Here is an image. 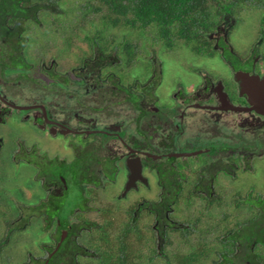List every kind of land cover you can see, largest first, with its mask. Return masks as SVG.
<instances>
[{"label": "flooded vegetation", "instance_id": "af4514ba", "mask_svg": "<svg viewBox=\"0 0 264 264\" xmlns=\"http://www.w3.org/2000/svg\"><path fill=\"white\" fill-rule=\"evenodd\" d=\"M227 23L218 25L208 35L212 43L211 50L215 52L213 56H208H222L230 67L231 77L225 74L209 76L207 73L211 69H194L195 72L209 71H200L202 83L191 85L187 90L173 91L169 99L173 106L166 102L161 107L156 102V89L152 90L157 84L155 80L145 87L143 83H135L137 92L126 81L122 82L123 72L128 74L133 69H76L72 72L78 77L72 81L74 83L66 78L67 81L59 80L55 88L48 87L40 76L33 75L32 79L27 78L25 89H36L32 81L40 85L39 89L37 87L33 91L36 93L39 90V94L34 97L30 93H23V97H20L11 87H4V81L10 80V74H6L7 79L0 83V125L12 118L22 124H30L43 135H60L65 140L71 139L70 147L81 149L74 157L78 159L74 167L65 165L71 162L66 159L56 156L48 159L44 154L38 155L36 144H32L28 151H19V154L22 153L18 156L27 158V164L34 168L33 180L41 188L39 198L45 197L39 204L51 203L53 198H58L65 205L66 199H69L77 204L73 214L79 211L76 216L82 215L91 220L88 218L91 211L98 216L100 207L107 208L101 204L95 205L101 201V195L114 203L128 200L131 203L126 215H150L154 221L153 228L161 234V238L162 235L166 238V231L183 226L176 200L191 201L190 208L196 205L205 208L206 203L216 198L225 203L226 196L217 197L215 190L225 186L229 177L236 179L242 174L247 177L254 174L257 162L264 158V52L259 47V41H253L247 55L235 54L230 45V35L236 28L235 20ZM0 74L3 75V72ZM125 78L128 79L126 75ZM74 84L78 90L83 87L86 94L89 91L100 92L95 98L94 107L90 109L95 117L86 116L78 106L75 110L73 105H69L68 110H65V106L73 102L79 106L81 104L74 88L73 96L68 99L65 97V103L57 97L61 89ZM41 87L43 91L50 89L51 92L42 93ZM255 90L260 95L259 101L251 97ZM117 93L126 94L127 98L124 99L130 103L133 112L131 118L113 121L115 113L105 111L103 105L109 109V104L115 101L108 96ZM51 94L64 105L63 110L53 111V107L50 108ZM57 101L55 104L60 106ZM77 136L80 137L79 142L92 144L93 147L90 150L82 149L84 146L81 148L77 144ZM3 137L4 134L0 140ZM72 137L77 141L73 142ZM111 139L116 145L106 144ZM101 151L106 155H100ZM13 160L15 162L16 159ZM130 165L140 171L134 179L129 177L132 173ZM119 175L124 180L118 186L115 184ZM73 190L75 197L76 191L79 193L76 202ZM180 193L184 195L182 199ZM105 211L109 212L107 209ZM171 215L176 218L173 219ZM71 220L68 230L58 227L59 221L52 226L55 233L52 235L53 231L49 232V237L54 243L48 257L70 233L77 244L84 246L80 239L83 229H88L86 235L91 240L89 245L96 243L99 234L95 233L94 237L91 232L98 223L94 225V220L85 222L76 217ZM72 225H75L76 234L71 229ZM58 228L60 231L56 232ZM84 247L89 251L87 246Z\"/></svg>", "mask_w": 264, "mask_h": 264}, {"label": "trees", "instance_id": "16d2710c", "mask_svg": "<svg viewBox=\"0 0 264 264\" xmlns=\"http://www.w3.org/2000/svg\"><path fill=\"white\" fill-rule=\"evenodd\" d=\"M244 4L264 8V0H0V69L3 75L14 73V80L40 76L48 87H56L60 82L62 74L58 67L67 62L68 67L75 69H101L103 59L115 54L124 62L121 63L122 69H135L141 49L130 33L150 28L155 30L156 37L169 51L182 42L195 53L213 56L215 52L211 50L208 35L218 25L229 24L232 19L237 21L234 16ZM260 23L263 26L264 14ZM93 52L101 57L94 58ZM42 63L43 76L35 75ZM123 73L129 77L126 71ZM125 75L122 74V82L127 81ZM63 80L67 81L66 78ZM77 163L78 159H73L65 165L74 167ZM235 181L215 190L217 197L233 195L234 207L215 197L206 203L205 208L209 211L218 209L220 213L204 215L202 205L194 217L188 214L184 217L183 226L166 231L167 238H179L176 246L169 247L175 243L163 235L165 242L159 244L158 232L153 228L150 215L134 217L130 214L119 224L114 223L109 212L105 211L108 208L100 207L98 215L101 220L93 221L98 226H93L91 232L94 237L95 233L99 234L96 240L99 243L87 246L91 252L77 244L70 237L71 233L51 256L47 254L52 252V244L44 243L40 249L44 250L46 264H221L219 255L223 254L227 257L233 255L236 260L237 257L243 259L245 264H264V196L260 192L255 196L252 193L241 196L243 184ZM231 186L235 193L230 190ZM183 197L181 194L180 199ZM78 199L76 191L75 202ZM12 202L9 208L0 200V231L4 232L3 225H6L4 235L0 233V264H16L15 255H6V251L12 233L22 230L9 219L17 215L15 222L25 224L30 221L29 226L32 224L36 231H39L37 225L39 227L41 222L38 216L23 217L16 203ZM175 202L179 212L188 211L192 206L191 201ZM76 206L74 202L71 206L63 205L61 200L53 198L51 203L42 202L31 209L38 212L43 221L41 230H51L56 221L60 222L58 227L68 230L69 217ZM245 207L251 208V212L239 221L240 213L237 212ZM77 216L79 220L92 221ZM71 229L76 234L75 225ZM47 238L50 240L49 235ZM241 251L244 255L238 254ZM45 260L40 264H45Z\"/></svg>", "mask_w": 264, "mask_h": 264}, {"label": "rangeland", "instance_id": "374dc122", "mask_svg": "<svg viewBox=\"0 0 264 264\" xmlns=\"http://www.w3.org/2000/svg\"><path fill=\"white\" fill-rule=\"evenodd\" d=\"M263 14H264V8H259L256 6L253 7L247 4L241 5L240 8L237 10L234 16L237 19V21H235L237 26L234 32L230 35L231 36L230 45L232 46L233 52L235 54L238 55L240 54L242 56L247 55L249 51V47L252 46L251 43H253V41L254 43L259 41L258 42L259 47L262 49V52H264V32L261 34V31L262 30L264 31V24H262L263 26H261L260 23ZM130 36L133 40H137V42L140 44L141 57H139L140 59L138 61L137 67H135V69L131 70L128 73L129 77H127L128 79L126 82L131 85L134 91L137 92V90L135 89L136 87L135 83L137 85L139 84L141 85L143 83L144 84L143 87H145L146 84L151 82V80H155L157 84L152 88V90L156 89L155 95L157 94V98H158L156 102L161 107H164V103L166 102H168L167 103L168 105H172L169 99L172 96L173 91H176L177 89L187 90V87H190L191 85H197L202 83L201 76L203 75H201L200 71H209V70H200L199 72L198 71L195 72L194 69H211L210 72L207 73L209 76H223L222 74H225L226 76L231 77L230 67L228 63L220 55H216L215 57H210L206 54L204 55V54L195 53L191 50L189 46L184 45L182 42H178L177 46L173 50L168 51L165 49L162 42H160L156 37V33L153 28L148 29V31L133 30V33H130ZM93 54H95L94 58L101 57L96 52H93ZM107 57L104 58L103 61L101 62L100 66H102L103 69H122L121 68L122 65L116 56L112 54ZM147 63H151V64L146 66L145 64ZM55 64H57V62ZM43 66L44 63H42L40 66L41 71L39 69H36V72L34 74L42 75ZM58 68H59V73L62 74L60 81H62L64 78H67L70 81V83H74L72 81L78 79V77L74 75L72 72L76 71V69L79 68L75 69L70 66L68 67V62L67 64H63ZM152 69H153V73L151 74ZM1 70L2 69H0V73L2 72ZM137 72L142 76H140ZM136 75H138L139 78H137ZM32 77L33 75L29 77V80L32 79ZM13 78H15V74L11 73L8 78L10 80L4 81V79H7V76L0 74V83H3L4 81L3 86L11 87L12 88L11 90H13V92H17L18 96L20 97H23V93H30V95L33 97L39 94V90H37L36 93H33V91H35L37 87L38 89L40 88V85L38 86V84L35 83L34 81H32L31 83L32 85L34 84L33 87H35L36 89L31 90L29 87L25 89V87L27 86L26 78L16 79V80H14ZM91 82L94 81L92 80ZM85 84L86 83L82 85ZM77 87L78 86L74 84L72 85V87L61 89L57 97H60L61 100L65 103V97L67 99L69 97H72L74 94L73 88L76 89L81 101L80 106L77 105L75 102H73V104L66 105L65 110H68L67 108L69 107V105H73V108L75 110H77V106H78L79 107L78 109L80 111L83 110L86 116L95 117V113L90 109L94 107L96 102L95 98L99 96L98 93L100 92L96 90L94 93L92 91H89L86 94L85 91L83 92V87L80 88L79 90L77 89ZM43 90L44 89L41 87L42 93H47L50 91V89H48L49 91H43ZM52 94L51 96L53 98L50 97L49 99L50 108L53 107L52 108L53 111L55 109H57V111L63 110L64 105L58 102L57 100H55L54 98H56V96H53ZM125 97L127 98L126 94L123 93L111 94L108 96V98L115 99V101L109 104V109H107L106 106L103 105L105 111H112L113 113H115L113 121H115V119L118 121L119 119H127L133 116V112H131V105L130 103L125 101L124 99ZM56 101L57 103H60V106L58 104H55ZM3 134L4 137L3 139L0 140V200L5 203V207L8 206L9 208H11L10 202L13 201L12 202L13 204L16 203L19 212L23 214V217H25L26 219L27 218L30 219L38 216L39 220L41 221L39 227L37 225L39 231L38 230L36 231V227H33L32 224L29 226L30 221H27L25 224L23 222H15V218L17 217V215L16 217L13 216L12 218H10L9 220L11 224H18L19 227H21L22 231L21 232L18 231V233H12V237L10 240L11 243L8 244L9 247L7 248L8 251H6V255L7 253L11 254V256L15 255L14 258L16 260V264H19L21 261H27L29 262V264H40L45 258L44 250L40 249V247L44 243L53 244L54 243V241H52L53 239L49 241L47 236L49 235V232L53 231L52 235H54L55 232L52 229L41 230L43 221L40 218L39 213L33 211L34 209H31L32 207L38 206L39 201L43 200L45 197L42 196L39 198V196L41 195V188L38 186L36 181L33 180L34 168L31 167L29 164H27L28 163L27 158L18 156L22 153L21 152L19 154V151H22V149L28 151V149H30L32 144H36L35 149L37 151V154L40 156H43L44 154L48 159L50 157L56 156L60 159H66L67 161H72L75 155L79 153V150L81 151V149L78 150L72 149L70 147V142H72L71 139L65 140V138L61 137L60 135H58L57 137L43 135L35 128H33L30 124H22L20 122L14 121L12 118L9 119L7 123L0 125V136L2 137ZM72 138H73V142L80 139L79 136L76 137L77 140L74 137ZM77 144H80L81 148L84 146L82 149L89 148L90 150V148L93 147L92 144L85 145V142L83 141L79 142V140L77 141ZM106 144L113 145L114 143L113 140L111 139V140H107ZM96 145L98 144L96 143ZM20 146L24 148H21ZM12 151L14 152L13 157H11ZM100 155L105 156L106 154L104 153V151H101ZM13 158L16 159L15 162ZM116 164L119 166V163L116 162ZM116 179L118 180L115 185L119 186L120 183H123L124 179L122 175H119V177ZM235 180L236 181L238 180V183L241 182V184H243V188L240 189L241 196H246V194L248 193H252V195L255 196L257 192L258 193L260 192V194L264 196V158L257 162V170L254 174L248 177L246 175L243 176L242 174L240 178L237 177L236 179H232L229 177L227 179L228 186L230 183L234 182ZM230 190L233 191V193H235L234 187L231 186ZM72 193L75 199L74 190ZM100 197H101V201H97V204L95 205L101 204L103 206H106L109 209V215L111 216V219L112 218L114 219V220L112 219L114 223L116 222L122 224L125 220L128 219V216L126 215L127 213L126 209L130 205L131 201L129 202L127 200V201H120L114 203L112 201H107L108 197L105 195L104 196L101 195ZM133 198L134 197H132V200ZM233 198H234L233 195L226 196V203L231 204L232 207L235 206ZM74 199L72 201H74ZM44 201H46V199ZM65 202H66L65 204L66 206H71L73 204V202H71L69 199H66ZM196 204H198V202H196ZM0 205L2 206V203H0ZM201 207L202 205L200 207L196 205V207L193 206L188 211L180 210V212H178L179 220L184 221V217L187 214L188 216L190 215V217H192L194 214L196 215L197 209H200ZM224 207L226 206L224 205ZM201 209L204 211L205 208L202 207ZM250 210L251 208L245 207L242 208L240 212H237L240 213L238 220L243 221V219L248 214V212H251ZM91 212L92 213H90V216L88 218H90L91 220H97V222H99L101 220V215L97 216L95 212L93 211ZM77 213H79V211H75V213L71 216L70 218L72 219L71 221H73V218L77 217L76 216ZM217 213H220L218 212V209H211L210 211L209 210L204 211V214L206 215L207 214L215 215ZM262 215L264 216V211L262 212ZM204 219L205 218H201L200 220H204ZM189 220L193 221L192 219ZM116 225L117 224H115V226ZM113 229H115V227H113L112 230ZM3 230L4 232L0 231L2 235H4L3 233H5L6 225L5 226L3 225ZM149 232L151 233V231ZM149 232H147L148 235ZM82 233L83 236H80V239L84 244V246H88L91 242L90 239L88 240L86 235L88 233V229H83ZM205 235L208 236V234ZM157 237L159 239V244L165 242V240L161 238V234H158ZM192 237L193 234L189 236L190 239ZM167 239L168 240L173 239V242L175 244L172 243V245H169V247H173L177 245L179 238L174 239L172 236H169ZM98 243L99 242L93 243L90 246L98 245ZM88 252H91V250H89ZM238 254L244 255V252L241 251ZM219 257L221 258V260H219L221 264H230V262H232V264H245V262H243L244 261L243 259L241 260L240 258L237 257L236 260V257L233 255L227 257L225 254H223V255H219ZM236 261L238 262L236 263Z\"/></svg>", "mask_w": 264, "mask_h": 264}, {"label": "water", "instance_id": "95a60500", "mask_svg": "<svg viewBox=\"0 0 264 264\" xmlns=\"http://www.w3.org/2000/svg\"><path fill=\"white\" fill-rule=\"evenodd\" d=\"M253 93V91H251V94ZM251 97H253L255 100H257V101H259V99H260V95H259V93L258 92H256V90H255V92H254V95L253 96H251ZM130 167H131V174H130V178L131 179H134L136 176H138L139 175V168H137V167H135V166H132V165H130ZM128 187H129V185H128ZM65 234V233H64ZM63 238V237H62Z\"/></svg>", "mask_w": 264, "mask_h": 264}, {"label": "clouds", "instance_id": "9594fccd", "mask_svg": "<svg viewBox=\"0 0 264 264\" xmlns=\"http://www.w3.org/2000/svg\"><path fill=\"white\" fill-rule=\"evenodd\" d=\"M167 50V49H166ZM169 51V50H168ZM171 51V50H170ZM114 56H115V54H113ZM117 57V56H116ZM108 58V57H107ZM119 60V62L120 63H124V62H121V60L120 59H118ZM125 66V65H124Z\"/></svg>", "mask_w": 264, "mask_h": 264}]
</instances>
